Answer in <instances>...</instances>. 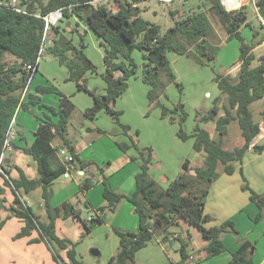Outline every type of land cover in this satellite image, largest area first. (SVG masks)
Segmentation results:
<instances>
[{"label": "trees", "instance_id": "trees-1", "mask_svg": "<svg viewBox=\"0 0 264 264\" xmlns=\"http://www.w3.org/2000/svg\"><path fill=\"white\" fill-rule=\"evenodd\" d=\"M142 0H0V153L2 151L9 124L18 108H29V100L36 102V97L29 94V100H21L27 85L31 70L28 64H36L42 44L44 43V16L58 9H63L64 18L77 17L98 36L100 46L104 49L105 69L100 75L105 82V91L100 93L90 89L87 73H98L97 65L86 54L87 29L79 31V41L63 34L52 42L45 41V53L58 58L61 64L68 68L67 80L75 81L79 91H86L94 98L91 107L85 110V115L94 118L105 111L117 123L126 140H116L119 148L127 152L134 148L140 160V169L136 173V188L132 193H125L112 188L104 178L103 196L105 202L97 208L84 197V192L92 188L96 181L85 178L80 192L76 194L77 202L66 200L59 205H53L51 184L66 171L65 164L57 154V147L52 144L57 136L62 138L63 145L68 147L79 161L68 138L65 137L69 119L76 105L72 95L66 94L54 86L38 85L40 93H56L61 98L59 108L44 105L50 113L40 123L36 138L32 145L23 150L32 155L38 163L39 176L30 179L22 174L20 179L8 176L6 162L2 163L0 182L10 188L15 195L12 211L14 216L23 221L21 230L14 239L30 237L34 231L39 236L33 237L31 243L48 241L55 243L65 252V260L57 253L56 260L61 264H84L78 258L76 246L69 238L62 237L58 232V220H82L87 233L105 222V215L115 213L120 203L128 200L133 204V211L139 217L137 230H123L115 227L120 238L117 253L107 264H135L137 253L144 248L156 234L169 231L173 226H179V220H185L191 227L196 228L206 242L202 250H198L199 258H209L227 251L223 242V234L233 233L239 238V230L232 219L212 224L215 218L205 213V201L210 191V185L218 177V167L223 166L224 172L234 173L236 163H241L250 149L254 137L261 133V125L254 117L252 104L264 98V54L257 56L253 49L264 41V34L248 20L245 6L234 11H227L220 0H205L207 12L213 15L224 28L228 40L237 39L240 42V68L237 74L216 72L214 80L221 92L227 97V102L220 105L215 99L214 105L207 112L198 111L195 115L196 124L191 132L180 128L177 132L182 140L193 139V148L206 154L201 166L190 167V159L183 162V171L173 179L167 178L168 184L161 183L151 177L150 167L155 158L152 146H142L139 142V131H133V126L122 121V110L116 109L118 99L128 90L129 80L137 78L141 69V79L149 87L147 97L150 103H156L162 108V118H169L171 123L183 124L188 119L185 103L180 100L174 109L160 101L167 96L169 83H175L180 92L183 85L178 82L176 73L171 67L168 52L174 51L193 59L198 65H212L217 59L220 46L213 42L215 29L208 13L200 10L179 16V10L169 11L173 26L163 30L162 25L143 16L145 8L139 3ZM15 2V5L13 4ZM258 13L264 18V0H256ZM57 25V24H56ZM54 25L51 28L58 30ZM252 29L251 42L246 40L243 27ZM261 29L264 30L260 22ZM135 50L142 54L139 63L133 56ZM12 56V59L9 58ZM40 63L37 64V70ZM36 70V72H37ZM43 107V105H42ZM223 110V113L220 112ZM59 119L54 120L53 116ZM237 120L244 137L241 147L227 149L226 137L229 126ZM210 121L216 122L218 138L203 126ZM255 152H262L264 145L253 146ZM95 163L90 160H80V167ZM102 170V167H99ZM193 171V172H192ZM243 173V170H241ZM245 178V175H244ZM42 187V197L48 220L42 221L32 207L22 201L20 189L26 192ZM250 198L256 203L259 211L254 218L259 221L264 218V193L251 189ZM93 212L87 218H82V208L78 203ZM211 224V225H209ZM185 236L177 237L180 244L182 260L191 256L192 233L185 231ZM239 247L233 252L232 258L226 264H254L253 249L255 245L249 240L239 238Z\"/></svg>", "mask_w": 264, "mask_h": 264}, {"label": "crops", "instance_id": "crops-1", "mask_svg": "<svg viewBox=\"0 0 264 264\" xmlns=\"http://www.w3.org/2000/svg\"><path fill=\"white\" fill-rule=\"evenodd\" d=\"M56 26L58 27V30L51 28L49 31V35L47 38L49 43L52 42V39H58L61 34L69 38H73L74 43H77L79 41L78 32L83 31L84 29L88 30L87 38H86L87 48L85 49V52L90 57V59L95 63L96 61L94 60L92 55L88 53V47L91 45L98 52L102 64L101 69H99L97 66L98 73L96 74L87 73L89 78L88 85L90 89H96L100 93H104L106 85L102 76L100 75V73H102L105 69L104 49L100 46V42L96 33L92 29L88 28L84 22L80 21L75 16H72L70 18H64ZM245 27L246 26H244L242 29H244ZM250 33L251 32H249V34ZM249 34H247V36ZM244 36L247 39L246 34H244ZM253 52L257 56L264 54V41L256 45V47L253 49ZM45 56H46V61L44 62L43 59L45 58ZM239 68H240V62H238V59L237 60L235 59V63L233 64L232 68L226 73H231L232 75H235L239 71ZM68 75H69L68 68L65 65L61 64L57 57H55L50 53H45L43 55L42 61L38 66V70L35 73L32 83L29 86L28 93L24 98V101H27L30 99L29 94L30 95L32 94L36 97V102L32 103L29 100L28 102L29 108L24 109L23 107L20 106L16 112L17 130H16V134L12 138V147L6 153V159H5V162L7 164L6 167L8 170V176L11 177L12 179H20L22 177V174H24L26 177L30 179L37 178L39 176L37 161L34 159L32 155L26 153L23 150V148L33 144L36 138V131L40 123L46 118V114L50 113V111L46 107H44V105H50V106H54L55 108H59L61 104V98L58 94L40 93L37 90V86L38 85L54 86L56 89L61 90L66 94L72 95V99L75 102L76 107L73 110L72 115L69 119L66 128L65 137L68 138L72 146L75 148V151L79 155V161H78L77 170H73L68 177H65L64 175L59 176L51 184L52 204L59 205L66 200H70V198H73L74 195H76L82 189L81 187L82 181L85 178H92L96 181V184L92 188L84 192V198L89 201L92 208H97L98 206H101L105 202L103 196L104 178L108 180V183L112 188L118 191H122L125 193L134 192L136 188L135 176L140 169V160L132 159V156H137V154L134 152V148L130 149L127 152H124L117 145L115 138H113V140L112 139L104 140L105 138H100L101 135L105 136L107 133L113 132L112 130H114V127L111 125H102L99 123V119L103 117V113H106L105 111H101L94 118H90L85 115V110L93 105L94 98L91 94H89L86 91H79L75 81L67 80ZM139 77L141 76L138 75V78ZM131 79L129 80L128 90L131 87V81H132ZM148 90L149 87H146L145 90L146 95L148 93ZM122 96L120 98H122ZM120 98L118 99V101L120 100ZM225 102H227V98H224L223 103ZM263 102H264V98L255 101L252 104V108L253 105H255L256 103L260 104ZM75 112H78L79 115L81 116L80 120L79 121L77 120L76 122L73 121V116ZM222 113L223 110L220 112V114ZM261 113H263L264 115V109L261 110ZM123 114L124 111L122 113V116ZM53 118L54 120H58L59 116L54 115ZM213 122L214 124L212 128L208 127L207 125L208 123H204L203 126L211 132L214 138H218V131L216 130V122L215 121ZM125 123L128 122L126 121ZM259 123L261 125V133L253 138L250 145V149L245 154L243 161L241 163H236V169L234 173L232 174H228L225 172L220 173V171L218 170V172L221 174L220 179L217 180L211 187L206 197L205 206H204L205 213L210 214L212 217L215 218V221L212 224H218L223 222L224 220L232 219L239 230V238L242 240H249L254 243L255 245V248L253 249L254 264H264V218L260 219L259 221L254 220V218L256 217L259 211V208L256 205V203L251 200L250 195L245 192L242 193L237 186L238 183L240 182L238 175L241 172V170H243L244 175H248V174L251 175L254 172L257 174L259 172L257 176L258 179L260 180V187L257 186L254 188V190L260 193H264V158H263L264 150L262 152H255L253 150V146L256 144L264 145V121ZM118 132L119 134L123 135V137L118 140L123 141L127 139V137L123 134L122 129L121 131ZM227 139L229 141V138ZM230 139L231 141L229 143H226L225 145L227 149L241 147L244 144V139L241 140L239 136L237 137L234 143L231 137ZM97 143H99V145ZM52 144L55 145L57 149H59L60 147H66L63 145L62 138L60 136H57L52 142ZM104 144L109 145L111 147L112 154L116 155L115 161L119 160L118 162H115L112 159H108V158L102 160L96 159L97 158L95 157L96 150L97 149L102 150ZM155 149L158 148L155 147ZM255 154H257L258 156L257 157L252 156ZM169 155H170L169 150H167V156L164 157L163 155V157H161L162 159L160 163L163 164L166 161V159L169 158ZM103 156L108 157V155H103ZM248 156H250L249 158L250 162L247 161ZM205 157L206 154L204 152H198L193 148L192 158L191 159L189 158L190 167L194 168L196 166H201L205 160ZM59 158L62 161V158L60 156ZM186 158H184L183 162L185 161ZM80 160H87V161L90 160L95 163H91L85 166L84 170L82 171L80 167ZM103 160L108 161L107 166L103 165L104 162ZM256 161L258 164L254 166ZM99 167H102L103 169L100 170ZM220 167L223 169L221 165ZM162 175L163 176L167 175L169 179H173L176 176V174L175 175L169 174L168 171L164 168L162 169ZM158 181L162 185L161 180L159 179ZM167 184L168 181L165 182L164 187H166ZM9 190L12 191L4 184V181L0 182V194L3 196L4 199H6L7 191ZM22 190L25 191V189L24 188L20 189L19 192L21 196H22ZM26 193L32 196L28 199L23 198L22 196L21 197L22 201L30 205L32 208L36 203L39 204V207L41 208L40 211H34V212L36 215L40 217V220L47 221L48 215L44 207L41 185L39 184L35 190H31ZM14 198L12 199V201L11 199H9V201L13 203ZM82 204L83 202H80L78 203V206L81 207L80 205ZM219 207H221V212H219L218 210ZM133 209H134L133 204L130 201L128 200L122 201L118 207V210L115 212L116 213L115 217H111L110 214L105 215V222L103 223V225L107 226L110 222H112L111 225L113 227V230L117 226H118L117 228L123 230H137L139 227V217L137 214L134 213ZM92 213L93 212H89L88 216H90ZM122 218L123 220L121 221ZM116 222L119 223L117 224ZM57 225L59 232V224L57 223ZM188 230H190V232L192 233V244H191L192 251L190 253L191 254L190 258L187 259L186 261H183L179 251L180 244L177 240V237L185 236V234L183 233ZM33 237H37V235H32L30 237H23V238H25L26 242L30 244L39 245L43 243V242L31 243L30 240ZM222 237H223V242L227 247V251L209 258L200 259L199 258L200 255L199 253L197 254V251L202 250L206 242L203 240L200 232L196 228L191 227L185 220L180 219L179 226H173L166 233L156 234L153 237V239L150 240L144 248L138 251L137 257L138 255L146 251V255L149 258V260L151 261L153 259L155 260L154 264H226L231 260L233 252H235L238 249L240 242H239V238H237L234 234L230 232L224 233ZM119 242H120V238H119ZM119 242H118V247H119ZM156 255L158 256L157 260L155 259Z\"/></svg>", "mask_w": 264, "mask_h": 264}, {"label": "rangeland", "instance_id": "rangeland-1", "mask_svg": "<svg viewBox=\"0 0 264 264\" xmlns=\"http://www.w3.org/2000/svg\"><path fill=\"white\" fill-rule=\"evenodd\" d=\"M139 3L146 9V11L143 12V16L153 22L161 24L164 31L174 24L169 13L171 9L179 10V16H183L194 10L208 11V6L206 5L205 0H142ZM244 6L249 14L248 20L261 31V35L264 34V30L259 27L261 21L259 19L258 10H256L255 0H246ZM207 13L210 22L215 29L213 42L220 46L216 61L212 65L201 66L186 55L178 54L174 51L168 52L171 67L176 73L178 82L182 83L183 91L181 93L179 87H177L175 83H169L166 89L167 96H162L160 101L169 108L174 109L176 104L182 100L185 103V108L189 114L186 122L181 125L177 122L171 123L168 117L162 118V108L156 103H150L145 92L146 87L148 86L142 81L141 77L131 79L130 89L122 96V98H120L116 105V109L124 111L122 116L123 121H127L133 126L132 132L135 130L139 131L140 145L152 146L155 150L156 155L150 167V175L156 180L160 179L162 187H164L168 178V174L164 175L165 177L162 175V169H166L169 174H176V176H178L179 173L183 171L182 167L184 158L187 157L191 159L193 155V139L182 140L177 132L180 128L184 129L186 132H191L196 124V113L198 111H209L214 105L215 99H217V102L220 105H223L226 95L221 92L217 82L214 80V76L216 72L226 73L229 71L235 63V59L237 60L239 57L240 42L237 39L228 40V35L224 28L217 22V19L213 15L209 12ZM249 32L251 33L249 34ZM243 34H246V36L249 34L246 40L251 42L252 29L245 27L243 29ZM48 35L49 32L47 38ZM88 53L92 55L96 61V65L101 69L102 64L100 56L91 45L88 47ZM133 56L137 62H142V54L139 50H135ZM9 58L12 59V56H9ZM43 60L44 62L46 61V56ZM141 74L142 70L140 69L138 75L141 76ZM263 109L264 102L253 105L254 117L258 122L264 121V115L261 113V110ZM80 118L81 116L79 113L75 112L73 121H79ZM99 123L114 127V130H112L113 132L107 133L105 136L101 135L100 138H105L104 140H113V138H115L118 140L123 137V135L118 132L121 131L119 125L114 122L109 114L103 113V117L99 119ZM213 124L214 122L210 121L207 125L209 128H212ZM238 136L241 140L244 139L239 123L235 120L230 123L229 135L226 137V143L231 141L230 137L233 139L234 143ZM227 138H229V141ZM97 144L99 145V143ZM155 147L158 149H155ZM167 150H169V158L162 164L160 163L162 159L161 157H163V155L164 157L167 156ZM134 152L138 154L135 149ZM103 155H108V157ZM252 156L257 157L258 155L255 154ZM95 157L100 160L107 158L112 159L113 161L116 160V155L112 154L111 147L105 144L102 150H96ZM247 158V161L250 162V156ZM103 161V165L107 166L108 161ZM257 164L256 161L254 166ZM218 170L220 173L224 172V169L220 166L218 167ZM220 173L210 185V189L213 184L220 179ZM255 174V172L251 175L248 174L249 177L248 175H245L244 178V174L241 172L239 173L238 178L240 179V184L238 183L237 187L242 193L245 192L251 195V189H254L257 186L260 187V180L258 179L257 174ZM22 196L23 198L28 199L32 195H29L22 190ZM80 196L84 199L82 195ZM13 198V192L10 190L7 191L6 199L0 194V264H61L54 256L58 253L65 260L67 259V256L55 243L51 244L48 241H41L43 243L38 245L27 243L23 237L14 239V236L21 230L24 222L13 214V203L11 202ZM9 199H11V201H9ZM70 200L72 202H77L76 195H74L73 198H70ZM80 206L82 208V218L85 219L88 217L90 210L85 207L84 203ZM40 209L41 208L37 203L32 208L33 211H40ZM218 210L221 212V207H219ZM108 214H110L111 217H115L116 215V213ZM122 220L123 218L121 221ZM111 223L112 222L107 226L103 224L98 225L92 231L87 233V229L83 225L82 220L78 218H75L74 221L60 219L58 222L59 234L62 237L78 242L76 246L78 258L81 259L84 264H107L109 259L117 253L119 242V238L114 232ZM116 223L118 224L119 222ZM33 235L39 236V232L34 231ZM94 248L99 249L101 254L94 255L92 253ZM155 259H158L157 255ZM154 263L155 260H149L146 251H144L138 255L135 264Z\"/></svg>", "mask_w": 264, "mask_h": 264}, {"label": "built area", "instance_id": "built-area-1", "mask_svg": "<svg viewBox=\"0 0 264 264\" xmlns=\"http://www.w3.org/2000/svg\"><path fill=\"white\" fill-rule=\"evenodd\" d=\"M220 1H221V4L224 6V8L227 11H234V10L240 9L242 6H244V4L246 2V0H220ZM95 2L97 3V2H104V1L103 0H95ZM13 4L15 5V2H13ZM255 6H256V10H258V7L256 5V0H255ZM62 18H63V9L62 8H58V9H56V10H54V11H52V12H50L44 16V19H45L44 43L42 44L39 56L36 60V64H28L27 65V68L29 70H31V75L29 76L27 85L23 90L21 100H23L25 98L26 94L28 93L29 86L32 83V80H33L34 75H35L36 70H37V64L40 63L42 60L44 48L46 46L45 41L47 38V34L50 31L51 27L58 24ZM259 19H260V21L263 25V28H264V18L259 15ZM16 117H17V113H15V115L13 116V118L9 124L7 134H6V138L4 141V145H3L2 151L0 153V171L3 170L2 169V163L4 161V158L6 157L7 151L9 149H11V147H12V138L16 134V130H17L16 129V120H17ZM57 154L62 158V162L66 166V171L63 174L65 177H68L73 170L78 169V159L75 157V155L72 152L69 151V149L67 147H60L57 150ZM83 170L84 169H82V171Z\"/></svg>", "mask_w": 264, "mask_h": 264}, {"label": "water", "instance_id": "water-1", "mask_svg": "<svg viewBox=\"0 0 264 264\" xmlns=\"http://www.w3.org/2000/svg\"><path fill=\"white\" fill-rule=\"evenodd\" d=\"M203 200L205 201V200H206V197H203ZM92 253H93L94 255H99V254H100V250L97 249V248H94V249L92 250Z\"/></svg>", "mask_w": 264, "mask_h": 264}]
</instances>
